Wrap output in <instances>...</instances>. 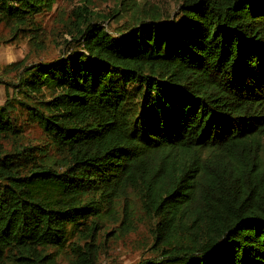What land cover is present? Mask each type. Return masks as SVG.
Returning a JSON list of instances; mask_svg holds the SVG:
<instances>
[{
  "label": "trees",
  "instance_id": "1",
  "mask_svg": "<svg viewBox=\"0 0 264 264\" xmlns=\"http://www.w3.org/2000/svg\"><path fill=\"white\" fill-rule=\"evenodd\" d=\"M172 1L162 20L85 0L81 49L5 88L0 264H97L104 221L138 202L154 257L136 264H264V0ZM53 2L0 0V25L35 30ZM124 11L120 33L98 24Z\"/></svg>",
  "mask_w": 264,
  "mask_h": 264
},
{
  "label": "rangeland",
  "instance_id": "2",
  "mask_svg": "<svg viewBox=\"0 0 264 264\" xmlns=\"http://www.w3.org/2000/svg\"><path fill=\"white\" fill-rule=\"evenodd\" d=\"M85 0H54L51 9L36 16L35 30L14 31L11 26L0 25V106L6 100L5 88L17 83L23 66L37 62L52 61L71 51L80 50L79 41H74L69 31L75 28L76 10ZM89 9L99 13H114L118 0H87ZM140 4L139 15L161 16L162 20L176 9L172 0H137ZM131 21V13L124 11L110 21L98 24L115 35L120 33ZM13 88H10L12 91ZM29 141L41 140L38 127L25 128ZM121 208L113 211L104 221L96 235L99 247L97 264H136L141 260L154 257L151 250V222L140 208L134 204V210L128 217L122 218ZM56 264H69L66 254L60 256Z\"/></svg>",
  "mask_w": 264,
  "mask_h": 264
}]
</instances>
